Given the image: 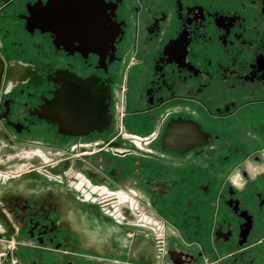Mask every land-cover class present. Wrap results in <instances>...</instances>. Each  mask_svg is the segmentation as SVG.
Wrapping results in <instances>:
<instances>
[{"label":"flooded vegetation","instance_id":"obj_1","mask_svg":"<svg viewBox=\"0 0 264 264\" xmlns=\"http://www.w3.org/2000/svg\"><path fill=\"white\" fill-rule=\"evenodd\" d=\"M47 1L0 0V138L98 150L108 179H131L138 189L131 208L148 199L184 243L165 233L162 251L141 249L140 240L133 252L124 244L75 250L63 211L82 204L102 216L99 208L56 197L37 174L9 183L32 177L31 192L26 186L19 198L0 187L8 235L54 244L90 258L86 264H264V0H78L56 18L54 34L28 30V11ZM5 34L16 36L12 46ZM15 63L32 70L10 73ZM61 73L108 91L102 132L64 136L35 115L60 89ZM111 149L120 151L115 158L105 154ZM120 201L122 225H137L129 200Z\"/></svg>","mask_w":264,"mask_h":264},{"label":"rangeland","instance_id":"obj_2","mask_svg":"<svg viewBox=\"0 0 264 264\" xmlns=\"http://www.w3.org/2000/svg\"><path fill=\"white\" fill-rule=\"evenodd\" d=\"M5 35L7 37L4 38L6 45L12 46L11 43L16 41V36L14 34ZM3 42L4 40L2 41L0 35V50L2 49V51L5 49ZM1 95L2 84L0 85V97ZM0 130L6 132L1 124ZM85 148L87 149L85 153H78L72 145L55 148L36 138L27 139L18 142V144H9L6 139L3 140L1 137L0 164H7L14 160L25 162L20 164L16 170L17 172L11 174L0 172V185L7 186L11 181L18 180L24 175L37 174L41 179L40 182L45 185L51 194L56 193V197L60 198L66 193L72 195L85 204L95 205L99 208L102 216L111 219L117 225H122L125 220L121 217L122 202L120 197L128 199L130 204L134 202V198L136 199L135 196L138 195L139 191L136 187L134 188L131 179L128 181L126 179L125 183L118 179H108L102 171L100 164L103 159L98 150ZM118 151L111 149L105 154L110 158H115ZM32 159L38 160L39 163L33 161V165L28 164L27 162L32 161ZM78 185L83 186V191L76 190ZM6 192L8 191L6 190ZM141 199L139 201L141 209L136 207L132 209L130 204V210L137 218L138 224L124 223L122 225L130 229V232L128 231L125 235L127 236L124 243L125 249L128 250L133 243L140 240L141 249L147 250L148 247H152L162 251L165 233L170 236L171 240L177 239L183 244L177 226L174 224L169 225L164 219L156 217L157 212L155 213L148 208V199ZM0 207L4 214L9 215V210L4 209L1 202ZM52 215L55 216V213L52 212ZM11 225L17 231L14 223H11ZM7 231L6 227L0 223V247L6 250L0 252V264H86V261H91L90 258L84 256L77 258L76 255L64 248L54 247V244L46 242L44 246H40L35 240H25L16 235L11 236L8 235ZM60 239L61 237H58L54 242L61 241ZM174 241H170L172 246L169 247H172V249L176 248L177 243ZM79 254L84 255V253ZM111 262L113 263L110 264H118L115 260ZM123 264L133 263L126 260Z\"/></svg>","mask_w":264,"mask_h":264},{"label":"water","instance_id":"obj_3","mask_svg":"<svg viewBox=\"0 0 264 264\" xmlns=\"http://www.w3.org/2000/svg\"><path fill=\"white\" fill-rule=\"evenodd\" d=\"M77 1L48 0L45 5L37 4L28 11L29 18L25 19L27 29L30 31L37 29L42 33L49 32L54 34L56 18L58 16H60V19L67 18L69 15L67 14L68 12L64 11V7ZM59 76H61L62 80L60 81L62 85L53 94L52 99L45 101L44 105L35 112L38 119L51 125H57L59 133L64 136H83L93 132L100 133L106 129L110 123L108 91L94 86L89 81L75 78L67 73H61ZM79 205L90 209L93 208L98 218L110 223V221L98 215L96 208L82 204ZM64 228L67 237L73 235L67 232L66 226ZM118 228H124L127 232H130V229L127 227ZM75 238L80 246V248H75V250H83L82 243L76 236ZM125 241L126 239L124 238L120 239V247Z\"/></svg>","mask_w":264,"mask_h":264},{"label":"bare ground","instance_id":"obj_4","mask_svg":"<svg viewBox=\"0 0 264 264\" xmlns=\"http://www.w3.org/2000/svg\"><path fill=\"white\" fill-rule=\"evenodd\" d=\"M15 66L19 68L17 70L20 74L25 73L26 70L24 67L27 66L19 63H15L10 68V73ZM27 68L30 71L31 67ZM33 161L36 160L32 159V161H28L27 163L33 165ZM24 162L16 160L12 164L9 163V165H0V172L11 174L19 168L21 163ZM26 186L28 189H30L29 192H31L32 188L34 187V181L32 180L31 176L26 179V181L22 185L19 184L18 181L12 182L8 188L0 185V187H3L1 189L3 193L6 190L8 192L11 191V197L15 199L19 197H14V194L21 192L26 188ZM70 207V212L68 211V209L66 211H63V214L61 215V224L67 227L68 233H72L77 237V239L82 243L83 250H88L87 247L90 244L94 245L96 249H99L101 247H109L113 250L121 249L120 239H122V230H119L118 228H111L107 221L101 220L95 215V210L93 208L90 209L82 207L74 203H70ZM72 213H74L75 215H72ZM126 218L131 220V216L129 215H127ZM135 247L132 246L131 251L138 249L139 245L135 243Z\"/></svg>","mask_w":264,"mask_h":264}]
</instances>
